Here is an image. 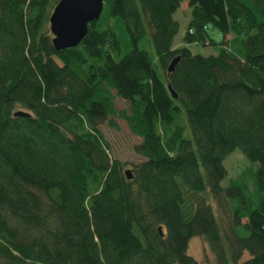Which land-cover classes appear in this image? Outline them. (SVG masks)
<instances>
[{
	"label": "trees",
	"instance_id": "16d2710c",
	"mask_svg": "<svg viewBox=\"0 0 264 264\" xmlns=\"http://www.w3.org/2000/svg\"><path fill=\"white\" fill-rule=\"evenodd\" d=\"M56 2L0 0V264H198L193 236L215 264H264V0H103L61 50ZM207 25L217 52L190 51ZM115 118L140 139L130 178L99 128ZM234 149L251 169L221 186Z\"/></svg>",
	"mask_w": 264,
	"mask_h": 264
},
{
	"label": "rangeland",
	"instance_id": "374dc122",
	"mask_svg": "<svg viewBox=\"0 0 264 264\" xmlns=\"http://www.w3.org/2000/svg\"><path fill=\"white\" fill-rule=\"evenodd\" d=\"M173 17L178 21V30L173 37V45H183V35L186 30V23L188 18V6L186 3H182L180 7L173 13ZM207 36L213 41L210 45H201L189 43L187 47L190 51L194 53H200L202 55L213 54L217 52L218 43L222 41V34L220 31L212 26L207 25L205 29ZM122 45V51L127 50V41H125L124 36L119 35ZM140 46L149 52L150 57L154 60L152 55V48L148 41L143 40ZM238 42L233 40L231 42V48L233 52L238 53ZM115 107L117 109L126 108L127 104L120 98H115ZM183 115V113H182ZM184 117V115H183ZM117 128H112L106 123L100 124L99 128L107 142L111 146V153L115 158H118L125 163V169H131L132 165L139 161V156L135 154L132 150V146L139 142V138L129 132L125 122L121 119L115 118ZM189 132L188 127L184 131V135ZM225 168V175L220 181L221 186H226L229 179L236 177L242 171L245 175L251 169L250 162L242 154L239 149H234L228 155H226L222 161ZM187 254H189L198 264H215L212 253L210 252L207 243L201 236H193L188 240L187 243Z\"/></svg>",
	"mask_w": 264,
	"mask_h": 264
},
{
	"label": "water",
	"instance_id": "95a60500",
	"mask_svg": "<svg viewBox=\"0 0 264 264\" xmlns=\"http://www.w3.org/2000/svg\"><path fill=\"white\" fill-rule=\"evenodd\" d=\"M103 0H57L48 16V29L51 34V44L55 50L75 47L87 31L89 22L95 21L101 12ZM179 57H173L166 66V72L172 71ZM170 95L175 98V93L170 85L166 84ZM14 115H27L17 111ZM126 178L131 177L129 169L124 170ZM160 232V227H157Z\"/></svg>",
	"mask_w": 264,
	"mask_h": 264
}]
</instances>
